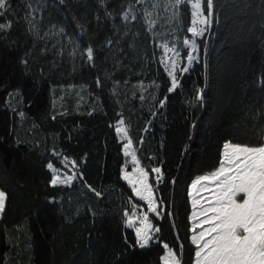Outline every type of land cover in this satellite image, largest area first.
Segmentation results:
<instances>
[{
    "label": "trees",
    "instance_id": "trees-1",
    "mask_svg": "<svg viewBox=\"0 0 264 264\" xmlns=\"http://www.w3.org/2000/svg\"><path fill=\"white\" fill-rule=\"evenodd\" d=\"M11 3L14 11L0 17L13 22L0 33L6 37L0 40V190L7 194L0 264H162L164 243L182 264H193L187 195L192 181L219 167L225 142L264 144V0H215L213 25L197 40L198 62L179 75L180 86L171 94L157 47L175 45L185 64L187 7L181 6L177 22L170 20L167 0H146L134 4L137 19L126 24L120 14L128 0H104L103 6L100 0ZM153 3L159 7L153 9ZM145 8L155 21L151 31ZM70 38L82 48H96L100 67H81V53L71 54ZM97 77L103 88L96 87ZM197 89L201 102L195 100ZM120 119L157 189L155 198L170 213L152 219L160 231L156 243L143 249L125 226V210L130 213L138 203L120 179L125 160L115 133ZM62 159L75 163L83 180L52 187L47 164L65 171ZM153 166L176 183L155 184Z\"/></svg>",
    "mask_w": 264,
    "mask_h": 264
},
{
    "label": "snow or ice",
    "instance_id": "snow-or-ice-1",
    "mask_svg": "<svg viewBox=\"0 0 264 264\" xmlns=\"http://www.w3.org/2000/svg\"><path fill=\"white\" fill-rule=\"evenodd\" d=\"M64 3L65 0H60ZM103 6L104 0H100ZM146 0H128V8L120 14V18L127 24L137 19L134 4H145ZM167 3L173 9L170 20L174 19L180 22L182 5L190 8V26H187V33L191 34V39L185 38L183 44L188 49L186 53L187 63L181 65V53L179 49L165 43L163 45L164 55L160 58V63L164 66L165 71L170 78V86L167 87V93H173L179 85L177 72L182 75L189 72L194 62H198L196 55L198 51L197 38H203L208 33L216 18L215 0H167ZM158 3H153L152 8H158ZM31 9V4H29ZM11 0H0V17H5L13 12ZM167 11V8H165ZM35 12V9H31ZM30 13L25 14L27 20ZM105 15L113 17L112 12L105 11ZM152 12L144 9V19L148 24V30L151 31L155 23L151 19ZM101 19L99 16L96 18ZM12 20L8 19L6 23L0 22V33L7 32L12 27ZM31 25L32 21L28 20ZM264 27V23L261 25ZM55 28V25L52 26ZM81 33L85 32V26L79 25ZM64 31L63 28L60 29ZM127 35V32L124 33ZM47 35V34H46ZM6 37L0 35V40ZM69 43L73 44L72 55L75 56L77 51L81 53V67L98 68L97 49L93 46L81 47L71 38ZM107 45H111V39L106 40ZM206 47V41H204ZM101 45L99 51L103 50ZM172 55L169 56L168 53ZM22 64H27L26 60H21ZM108 74L105 73V76ZM260 83L264 85V76L261 77ZM97 88H103V81L97 77L95 80ZM158 87V86H157ZM202 89H197L195 100L201 102ZM143 99V95L140 97ZM167 102V96L158 101L159 107L163 108ZM92 115V112H88ZM21 117L24 116L20 112ZM152 115H156L155 112ZM55 119V117H53ZM124 120L120 119L115 126V133L119 140L124 141L122 151L123 156L127 159L130 157L131 171L126 167L120 170V179L126 181L131 188L132 194L140 201L147 205L146 213L140 215L137 221L131 216H136L137 206L133 205L131 216L127 210L124 212L126 218V227L134 229L135 244L143 249L150 246V241L154 239V225L150 221L147 213L155 214L160 218L162 215H170L165 211L166 202L163 199L155 198L156 188L149 182V172L142 166L137 157L136 150L132 147L133 141L129 136L128 128L124 127ZM146 130V129H145ZM143 138L141 137V142ZM53 155H59L53 152ZM67 164V161H64ZM47 168L51 171L50 186L56 187L64 185L71 187L72 182L83 180L82 174L78 171L73 163L72 174L63 175L53 163L49 162ZM151 173L155 174L157 185L160 183H176L173 177L170 181L165 180L161 167L153 166ZM207 182V183H205ZM198 185L200 187H198ZM89 191L97 197L101 193L91 185L85 184ZM200 192L201 189H210L213 193L212 199L207 206L201 204L199 209L196 208L200 201L193 197V190ZM187 195L192 198L193 213L196 217L192 228L193 235L191 243L195 246V264H264V144L258 146L240 145L232 142L223 144L219 167L209 175H201L194 179L188 188ZM7 194L0 190V213L5 209ZM190 217V219L192 218ZM137 222L139 226H136ZM206 226V227H205ZM200 229L199 232L196 229ZM155 228V232H159ZM164 254L160 257L162 264H182V260L177 253L167 244H163Z\"/></svg>",
    "mask_w": 264,
    "mask_h": 264
},
{
    "label": "rangeland",
    "instance_id": "rangeland-1",
    "mask_svg": "<svg viewBox=\"0 0 264 264\" xmlns=\"http://www.w3.org/2000/svg\"><path fill=\"white\" fill-rule=\"evenodd\" d=\"M182 6H185V7H187L188 9H189V11H191L190 10V8L188 7V6H186V5H182ZM191 20V19H190ZM186 38H188V39H191V34L190 33H187V37ZM199 38H197V40H198ZM163 45L164 44H158V50H159V52H160V58H161V56H163L164 55V48H163ZM183 48H184V51L187 53V51H188V49L187 48H185V46H184V44H183ZM168 55L169 56H171L172 55V53L171 52H169L168 53ZM184 63L186 64L187 63V60H185L184 61ZM194 63H196V62H194ZM193 63V64H194ZM162 65V64H161ZM181 65H182V59H181ZM162 67H163V69H164V71H165V68H164V66L162 65ZM165 73H166V76L168 77V74H167V72L165 71ZM183 74H185V73H183ZM182 74V75H183ZM177 75H178V77H179V75H181L180 73H179V71L177 72ZM168 79L170 80V78L168 77ZM116 126V125H115ZM118 139V138H117ZM118 142L119 143H121L122 144V147H123V143H124V141H121V140H119L118 139ZM122 154H123V151H122ZM124 157V156H123ZM124 164H123V166L122 167H126L127 168V170L128 171H131V167H132V165H131V162H130V157L129 158H125L124 157ZM67 161V164H65L64 163V161ZM62 163H63V166L65 167V171H62V170H59L60 171V173L62 174L61 175V178H63V175H71L72 174V168H73V163L70 161V160H67V159H62ZM51 172V171H50ZM52 174V173H51ZM153 179H154V182H155V184H157L156 183V180H155V174H153ZM123 181V180H122ZM124 183H125V185L129 188V190L131 191V188H130V186L127 184V182L126 181H123ZM150 182V181H149ZM205 183H207V182H205ZM58 186H64V185H58ZM65 187V186H64ZM198 187H200L199 185H198ZM212 195H213V193H212V191L210 190V189H201V191L200 192H197L195 189L193 190V197L194 198H196V199H198L199 201H200V203L199 204H197V206H196V208L197 209H199V207H200V205L201 204H204L205 206H207V203L208 202H210L211 201V199H212ZM134 196V195H133ZM134 199L137 201V203L138 204H135L136 206H137V213H136V216H131V214H132V212H133V206H132V209H131V211H130V213H129V216H131V218L134 220V221H137L138 220V217L140 216V215H142V214H144V213H146V210H147V205L143 202V201H140V200H138L135 196H134ZM189 199H190V205H191V214H190V217H192V213H193V211H194V209H193V206H192V198H190L189 197ZM148 214V216H149V219H150V221L152 222V219L153 218H157L158 219V217H156V215L155 214H152V213H147ZM0 216H1V213H0ZM190 217H189V221H190V233H191V237H192V235H193V232H192V228H193V226H194V222H195V220H196V217H192L191 219H190ZM125 226H126V223H125ZM136 226H139V223L137 222V224H136ZM206 227V226H205ZM126 229L127 230H130V231H132L133 233H134V235H135V232H134V229H132V228H127L126 227ZM196 231L197 232H199L200 231V229H196ZM153 232H154V239H153V241H150V245L151 244H154V243H156V236H157V232H155V227L153 228ZM191 237H190V242H191ZM192 244V243H191ZM192 246L194 247V250H195V246L192 244ZM138 247V246H137ZM139 248V247H138ZM146 248H148V247H146ZM165 251V250H164ZM195 255V254H194ZM162 263V262H161ZM193 264H195V257H194V263Z\"/></svg>",
    "mask_w": 264,
    "mask_h": 264
}]
</instances>
